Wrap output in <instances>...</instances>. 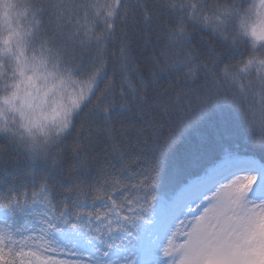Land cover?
<instances>
[{"label":"snow or ice","instance_id":"6c2138e0","mask_svg":"<svg viewBox=\"0 0 264 264\" xmlns=\"http://www.w3.org/2000/svg\"><path fill=\"white\" fill-rule=\"evenodd\" d=\"M0 264H264V0H0Z\"/></svg>","mask_w":264,"mask_h":264}]
</instances>
